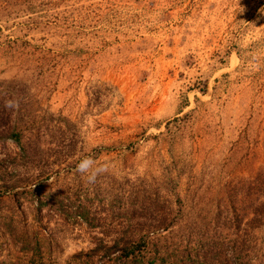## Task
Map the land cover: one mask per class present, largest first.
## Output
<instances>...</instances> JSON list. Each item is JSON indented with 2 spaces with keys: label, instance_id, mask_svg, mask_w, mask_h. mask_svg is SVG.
<instances>
[{
  "label": "rangeland",
  "instance_id": "1",
  "mask_svg": "<svg viewBox=\"0 0 264 264\" xmlns=\"http://www.w3.org/2000/svg\"><path fill=\"white\" fill-rule=\"evenodd\" d=\"M263 169L264 0H0V264H264Z\"/></svg>",
  "mask_w": 264,
  "mask_h": 264
},
{
  "label": "trees",
  "instance_id": "2",
  "mask_svg": "<svg viewBox=\"0 0 264 264\" xmlns=\"http://www.w3.org/2000/svg\"><path fill=\"white\" fill-rule=\"evenodd\" d=\"M10 137L14 139L16 142H22V132L17 129H13L10 133ZM247 187L249 189H255V192L258 196V203L255 205L253 218L255 222H259V227L264 226V169L258 172V174L251 180L248 181ZM151 238L143 237L141 239H130L126 245L118 249V245H110L106 246L105 250L110 253V251L114 252L115 250H120L122 253L119 256L122 260L120 264H218L215 260L209 259L210 251H206L204 253L196 251V255L192 257L193 251L189 252L187 258L183 260L173 259L168 260V257L165 256L167 251L163 250H154L152 251L149 248ZM111 252V253H112ZM218 252H221V249L216 251V255H220ZM238 257L234 261V258L228 257V264H247L248 261H244L241 259L240 255L237 253ZM233 256V255H232ZM116 260V258H114ZM232 259V262H231ZM234 261V262H233Z\"/></svg>",
  "mask_w": 264,
  "mask_h": 264
},
{
  "label": "clouds",
  "instance_id": "3",
  "mask_svg": "<svg viewBox=\"0 0 264 264\" xmlns=\"http://www.w3.org/2000/svg\"><path fill=\"white\" fill-rule=\"evenodd\" d=\"M5 106L9 109H17L19 107V101L10 99L6 101ZM75 171L79 173L87 183L94 184L99 176L109 171V166L106 163L99 164L91 156H84L79 159Z\"/></svg>",
  "mask_w": 264,
  "mask_h": 264
}]
</instances>
